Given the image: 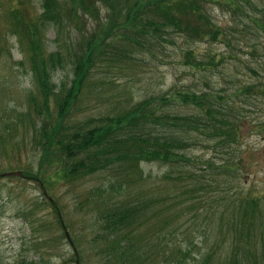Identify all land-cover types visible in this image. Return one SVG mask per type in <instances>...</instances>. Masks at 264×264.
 <instances>
[{
  "label": "rangeland",
  "instance_id": "rangeland-1",
  "mask_svg": "<svg viewBox=\"0 0 264 264\" xmlns=\"http://www.w3.org/2000/svg\"><path fill=\"white\" fill-rule=\"evenodd\" d=\"M41 1L0 0V264H76L77 258L80 264H101L112 239L101 223V210L118 204L140 205L145 210L139 219L145 221L137 228L146 237L145 250L138 258L141 264H202L204 258H208L204 264H220L228 259L237 238L228 219L231 207L249 193L260 201L250 241L239 253L242 264H264V31L259 23L264 0H203L201 15L211 20L207 27L220 31L216 38L210 32L189 39L168 31L169 38L140 41L142 47L133 55L107 47L105 56L92 66L87 83L65 116L62 135L154 95L173 98L164 111L193 113L192 104L174 100L177 89L207 90L240 104L235 111L242 115L238 140L242 156L237 155L236 167L203 171L205 160L213 158L216 165L223 152L215 155L221 145L198 134L184 151L187 161L182 166L179 161L170 165L168 179V165L141 160L146 181L137 189H127L117 169L67 180L53 174L54 167L39 165L42 150L34 141V129L49 133L60 118L54 104L50 103L49 112L40 108L42 95L32 90L29 57L14 34L19 31L25 38V32L20 24L11 28V14L16 7L24 17H35L41 12ZM95 5L100 25L107 12L101 3ZM176 11L188 22L199 19L197 10L192 15L183 7ZM97 19L80 10L78 20L70 25L46 28L47 50L60 49L63 56L62 66L51 72L58 87L62 79L65 87L71 85L75 54L86 49L99 26ZM199 23L203 24L201 19ZM96 39L90 47H96ZM187 52L194 58V67L184 63L189 59ZM252 83V90L245 92V86ZM30 90L36 94L29 108ZM45 123L48 128L41 127ZM48 176L49 185L43 183Z\"/></svg>",
  "mask_w": 264,
  "mask_h": 264
},
{
  "label": "trees",
  "instance_id": "trees-1",
  "mask_svg": "<svg viewBox=\"0 0 264 264\" xmlns=\"http://www.w3.org/2000/svg\"><path fill=\"white\" fill-rule=\"evenodd\" d=\"M202 1L43 0L39 7L41 12L31 18L24 17L20 8L12 9L10 26L18 28L20 24V30L23 29L25 32V38L19 35V31L15 34L29 57V72L34 89L42 95L40 108L49 112L52 103L60 118L56 129L49 133L44 129L40 131L38 128L34 129V141L42 150L40 166L45 164L48 168L54 167L52 173L67 180L102 169H117L116 172L125 182V187L137 189V186L140 188L146 181L143 170L139 167L141 160L153 159L168 165L169 169L165 175L168 179L169 172L171 173L170 165L179 161L182 166L183 161H187L184 151L193 143L195 136L200 134L215 139L216 143L221 145V150L215 152V155L223 152L221 162L216 165L212 162L213 158L209 162L205 160L203 171L213 168L220 171L236 167L237 155L242 156L238 148L242 115L236 112L240 104L228 97L225 98L222 94L210 93L207 90H175L174 100L195 107L191 114L164 111V105L173 98L160 94L142 99L116 114L103 116L98 123L89 122L85 127L78 125L71 129V134L62 135L61 132L66 114L82 92V86L87 83L86 78L92 66L97 64L101 55L105 56L107 47L119 50L120 54L125 55L129 52L133 55L140 51L139 48L142 47L140 41L147 43L148 40L154 42L166 39L168 31L185 34L189 39H194L198 35L205 37L210 32L211 38H216L220 31L213 29V26L207 27L211 20L201 15ZM97 2L101 3L107 12L105 19L101 18L100 25V19H97L99 8L95 5ZM176 7H183V10L190 12L191 15L194 14L193 10H197L199 13L196 15L203 24L199 23V19L195 23L183 19L177 13ZM80 10L83 14L97 19L99 26L87 41L86 49L75 54L71 85L65 87L66 82L62 79L58 87L52 79V73L62 66L63 56L60 49L47 50L45 30L50 25L60 24V28L65 27L66 23L70 25V21L78 20ZM262 19L259 23L264 31V17ZM96 37L97 48H92L89 44ZM110 54L114 56L113 52ZM188 55L187 52V58ZM189 59L184 63L194 67V58ZM253 86L254 83L245 86L244 91L250 92ZM35 94L36 91L30 90L29 108L30 105H34ZM41 127L48 128L46 123ZM188 132L192 134L188 135ZM38 134L43 135L45 139L39 138ZM2 151L5 153V149ZM50 178L49 176L44 178L43 183L49 185ZM110 188L115 189L111 184ZM238 201L239 205L231 207L232 213L228 217L231 228L237 233L236 243L228 259L220 261V264H242V255L239 251L250 241V231L256 225L255 212L258 209L259 196H251L249 193ZM134 206L136 205L118 204L101 210V223L103 222V227L110 231L108 235L112 236L106 245V253L102 255L104 258L101 264H141L142 261L138 262V258L145 250L143 241L146 237L140 235L141 231L137 228L145 221L139 220L145 210L140 205ZM173 214H169V218H174ZM162 222L163 220L155 224L159 225ZM132 224L134 225L131 226ZM207 259L204 258L202 264ZM252 259L255 260L254 257Z\"/></svg>",
  "mask_w": 264,
  "mask_h": 264
}]
</instances>
